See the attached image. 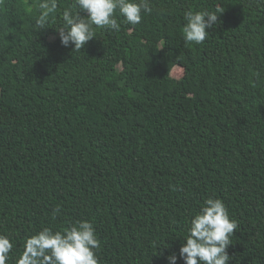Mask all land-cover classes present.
<instances>
[{"label":"trees","instance_id":"trees-1","mask_svg":"<svg viewBox=\"0 0 264 264\" xmlns=\"http://www.w3.org/2000/svg\"><path fill=\"white\" fill-rule=\"evenodd\" d=\"M39 2L0 0L6 264L42 228L83 220L100 264H168L209 198L238 225L228 264H264V0H151L79 51L57 31L71 0L44 29ZM189 10L220 15L200 44L184 39Z\"/></svg>","mask_w":264,"mask_h":264},{"label":"clouds","instance_id":"clouds-1","mask_svg":"<svg viewBox=\"0 0 264 264\" xmlns=\"http://www.w3.org/2000/svg\"><path fill=\"white\" fill-rule=\"evenodd\" d=\"M150 3L151 0H71L69 7L60 13L62 26L56 29L60 42L64 47L74 45V50L79 51L96 37L94 27L118 32L121 25L117 13L129 25H138L142 13H151ZM57 7V0H40L37 26L44 29ZM219 16L209 10L185 12V41L202 43L209 34L207 29L217 24ZM59 212V208L54 209V219ZM237 227L221 199H207L200 212L191 218L179 258L176 254L169 255L168 264H177L178 259L184 264H228L231 257L226 249ZM99 247L96 230L87 220L77 221L64 231L44 227L26 240L16 264H100L96 254ZM12 248L9 237L0 234V264H6Z\"/></svg>","mask_w":264,"mask_h":264},{"label":"rangeland","instance_id":"rangeland-1","mask_svg":"<svg viewBox=\"0 0 264 264\" xmlns=\"http://www.w3.org/2000/svg\"><path fill=\"white\" fill-rule=\"evenodd\" d=\"M172 74H173L175 77H180V76H182V74H183V69H182V67H179V66L175 67V68L173 69V71H172Z\"/></svg>","mask_w":264,"mask_h":264}]
</instances>
